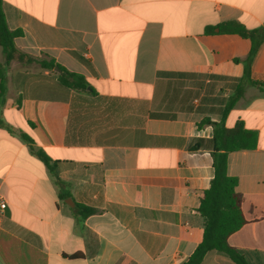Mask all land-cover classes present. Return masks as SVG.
Wrapping results in <instances>:
<instances>
[{
	"label": "crops",
	"instance_id": "crops-1",
	"mask_svg": "<svg viewBox=\"0 0 264 264\" xmlns=\"http://www.w3.org/2000/svg\"><path fill=\"white\" fill-rule=\"evenodd\" d=\"M3 9L23 31L21 51L55 58L94 92L64 86L55 69L8 66L0 264H185L203 240L200 197L215 174L213 127L201 123L221 121L241 85L225 125L242 121L259 140L229 154L246 219L229 244L264 264V92L250 83L264 84V30L247 64L252 40L219 28H264V0H3ZM82 206L96 212L81 219ZM201 264L237 263L212 251Z\"/></svg>",
	"mask_w": 264,
	"mask_h": 264
},
{
	"label": "trees",
	"instance_id": "trees-1",
	"mask_svg": "<svg viewBox=\"0 0 264 264\" xmlns=\"http://www.w3.org/2000/svg\"><path fill=\"white\" fill-rule=\"evenodd\" d=\"M219 28L220 33L237 34L243 38L252 40V49L247 59V64L250 63L258 47L254 39L255 37H259V33L264 28L247 29L237 21L224 22L219 25ZM206 33L214 34L215 29L208 27ZM22 35V30H11L9 28L3 9V0H0V48L3 55V61H0V113L6 100L8 66L13 61L25 65L35 64L45 70H54L58 67L62 70L59 79L64 86L77 91L94 92L83 75L69 71L59 64L55 58L47 54L33 56L21 51L16 46L15 41ZM246 74L248 75V69ZM250 83L260 85L264 92V84H259L254 81H250ZM244 93L245 86H239L223 109L221 121L214 122L210 119H205L201 123V125L207 124L213 127V138L209 141V146L213 150L212 156L215 174L210 187L200 197L198 212L205 222L203 240L185 264H201L205 255L212 251L229 256L237 264H248L241 252L229 244V237L246 224V219L242 210L243 197L237 191L238 179L229 175L228 163L230 153L240 150L256 149L259 137L256 131L247 129L242 121H238L232 128H228L225 125L230 111L244 96ZM21 137L25 141L31 144L33 143V140L27 135L21 134ZM196 147L199 146L196 145ZM31 150L46 164L49 171L57 177L56 166L51 162L52 160L49 156L44 151L34 148L32 145ZM81 208V219H85L87 216L96 212L93 208L84 206Z\"/></svg>",
	"mask_w": 264,
	"mask_h": 264
},
{
	"label": "built area",
	"instance_id": "built-area-1",
	"mask_svg": "<svg viewBox=\"0 0 264 264\" xmlns=\"http://www.w3.org/2000/svg\"><path fill=\"white\" fill-rule=\"evenodd\" d=\"M6 202H5V199L0 195V223L4 217V212H5V209H6Z\"/></svg>",
	"mask_w": 264,
	"mask_h": 264
},
{
	"label": "water",
	"instance_id": "water-1",
	"mask_svg": "<svg viewBox=\"0 0 264 264\" xmlns=\"http://www.w3.org/2000/svg\"><path fill=\"white\" fill-rule=\"evenodd\" d=\"M55 70H56L58 73L62 74V70L59 69L58 67H56Z\"/></svg>",
	"mask_w": 264,
	"mask_h": 264
}]
</instances>
